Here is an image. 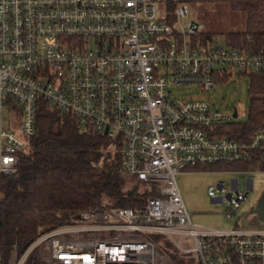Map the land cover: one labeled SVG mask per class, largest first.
Wrapping results in <instances>:
<instances>
[{"label":"built area","instance_id":"2783aa9c","mask_svg":"<svg viewBox=\"0 0 264 264\" xmlns=\"http://www.w3.org/2000/svg\"><path fill=\"white\" fill-rule=\"evenodd\" d=\"M187 13L177 2L168 21L157 0H0V172L16 170L44 101L120 144L121 173L158 191L141 208L72 213V223L41 234L13 264L37 246L47 264H175L153 236L185 264H264V228L196 229L176 182L183 168L264 151V129L245 142L219 137L214 127L232 115L171 90L208 91L229 68L263 69L264 46L202 45L201 25L181 21ZM219 170L232 175L228 187L218 181L208 194L235 215L253 171Z\"/></svg>","mask_w":264,"mask_h":264},{"label":"trees","instance_id":"16d2710c","mask_svg":"<svg viewBox=\"0 0 264 264\" xmlns=\"http://www.w3.org/2000/svg\"><path fill=\"white\" fill-rule=\"evenodd\" d=\"M158 1L168 21L177 2L225 3L246 15L244 30L227 33L228 46L253 51L264 46V0ZM195 39L206 45L213 36L201 32ZM239 74L249 80L246 118L220 122L214 129L219 137L245 142L255 131L264 129V68ZM228 76L223 74L220 82ZM122 159L121 145L116 141L80 130L69 113L39 101L28 150L18 155L14 172H0V263L13 264L41 234L72 223L74 212L141 208L157 196L155 185L121 173ZM197 168L264 171V151H255L244 161ZM126 179L131 182L129 187H125ZM152 239L162 240V250L175 264L180 261L170 241L159 236ZM23 264H47L40 246L31 250Z\"/></svg>","mask_w":264,"mask_h":264},{"label":"rangeland","instance_id":"374dc122","mask_svg":"<svg viewBox=\"0 0 264 264\" xmlns=\"http://www.w3.org/2000/svg\"><path fill=\"white\" fill-rule=\"evenodd\" d=\"M187 5V17L182 19V23L195 21L202 27V32L213 36L210 45L225 47L228 45L227 33L237 32L245 29L246 15L241 11H235L225 3L216 2H185ZM157 6L160 9L159 1ZM229 76L227 81H217L214 89L201 91L194 86H173L171 90L179 97H192L208 99L211 108H216L223 115H232L236 109L237 116L230 117L227 121H243L246 118L248 106V85L247 76H241L236 69H227ZM179 173L176 182L180 195L184 202L190 220L196 229L209 230H231L235 228L247 227L248 224L261 222L257 220L255 214H250L257 205L258 199L264 191V171H253L248 176L253 180V188L236 208L235 215H228L232 206L213 201L208 194L209 186H216L218 181H224L228 187L229 173L223 170H200ZM131 182L126 179L125 187H129ZM257 224V225H258ZM252 225V224H251ZM259 226V225H258ZM185 264L180 260L178 264Z\"/></svg>","mask_w":264,"mask_h":264},{"label":"water","instance_id":"95a60500","mask_svg":"<svg viewBox=\"0 0 264 264\" xmlns=\"http://www.w3.org/2000/svg\"><path fill=\"white\" fill-rule=\"evenodd\" d=\"M233 118L237 116L236 109L232 112ZM250 214H255L258 221L264 223V191L260 195L257 205L251 210Z\"/></svg>","mask_w":264,"mask_h":264},{"label":"crops","instance_id":"0c3cea01","mask_svg":"<svg viewBox=\"0 0 264 264\" xmlns=\"http://www.w3.org/2000/svg\"><path fill=\"white\" fill-rule=\"evenodd\" d=\"M183 172V171H182ZM184 172H186V170H184ZM213 200V199H212ZM214 201V200H213ZM258 220V219H257ZM252 224V225H251ZM251 224H248V226L247 227H243V228H237V229H241V230H249V229H262V228H264V223H262V225H260V224H258V223H251ZM259 226H258V225Z\"/></svg>","mask_w":264,"mask_h":264}]
</instances>
